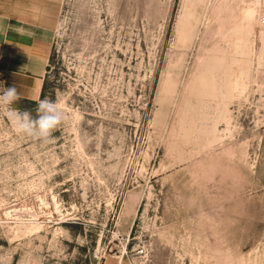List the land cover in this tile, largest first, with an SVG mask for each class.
<instances>
[{
    "label": "rangeland",
    "instance_id": "1",
    "mask_svg": "<svg viewBox=\"0 0 264 264\" xmlns=\"http://www.w3.org/2000/svg\"><path fill=\"white\" fill-rule=\"evenodd\" d=\"M258 3L61 0L66 122L42 142L0 105V264H264Z\"/></svg>",
    "mask_w": 264,
    "mask_h": 264
},
{
    "label": "crops",
    "instance_id": "2",
    "mask_svg": "<svg viewBox=\"0 0 264 264\" xmlns=\"http://www.w3.org/2000/svg\"><path fill=\"white\" fill-rule=\"evenodd\" d=\"M61 0H0V88L13 84L21 100L41 99ZM104 264H130L125 256Z\"/></svg>",
    "mask_w": 264,
    "mask_h": 264
},
{
    "label": "clouds",
    "instance_id": "3",
    "mask_svg": "<svg viewBox=\"0 0 264 264\" xmlns=\"http://www.w3.org/2000/svg\"><path fill=\"white\" fill-rule=\"evenodd\" d=\"M21 99L20 93L13 84L0 92V105L9 106L7 118L18 135L31 137L42 142H49L53 134L67 120V115L57 101L41 99L35 109L36 116L28 110L21 111L11 106Z\"/></svg>",
    "mask_w": 264,
    "mask_h": 264
},
{
    "label": "built area",
    "instance_id": "4",
    "mask_svg": "<svg viewBox=\"0 0 264 264\" xmlns=\"http://www.w3.org/2000/svg\"><path fill=\"white\" fill-rule=\"evenodd\" d=\"M259 25L260 27H264V0H261V8L259 15Z\"/></svg>",
    "mask_w": 264,
    "mask_h": 264
},
{
    "label": "trees",
    "instance_id": "5",
    "mask_svg": "<svg viewBox=\"0 0 264 264\" xmlns=\"http://www.w3.org/2000/svg\"><path fill=\"white\" fill-rule=\"evenodd\" d=\"M51 59V58H50ZM50 70V63H49V66H48V68H47V71H49ZM48 73V72H47ZM47 75H46V78H45V81H44V85H43V91H42V96H43V94H44V91H45V88H46V85H47ZM41 96V97H42ZM33 103H35V102H33Z\"/></svg>",
    "mask_w": 264,
    "mask_h": 264
},
{
    "label": "bare ground",
    "instance_id": "6",
    "mask_svg": "<svg viewBox=\"0 0 264 264\" xmlns=\"http://www.w3.org/2000/svg\"><path fill=\"white\" fill-rule=\"evenodd\" d=\"M258 7H259V14L257 16V20H258V24H259V15H260V8H261V0H260V3H258ZM262 28H264V27H262Z\"/></svg>",
    "mask_w": 264,
    "mask_h": 264
}]
</instances>
